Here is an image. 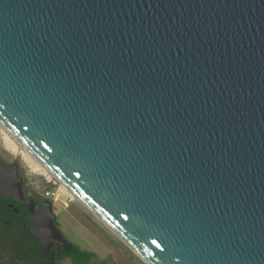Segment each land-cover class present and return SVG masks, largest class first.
<instances>
[{
    "label": "water",
    "instance_id": "1",
    "mask_svg": "<svg viewBox=\"0 0 264 264\" xmlns=\"http://www.w3.org/2000/svg\"><path fill=\"white\" fill-rule=\"evenodd\" d=\"M0 125L146 264H264V0H0Z\"/></svg>",
    "mask_w": 264,
    "mask_h": 264
},
{
    "label": "rangeland",
    "instance_id": "2",
    "mask_svg": "<svg viewBox=\"0 0 264 264\" xmlns=\"http://www.w3.org/2000/svg\"><path fill=\"white\" fill-rule=\"evenodd\" d=\"M6 133L7 131L0 125V148H8V144L5 143ZM17 148V154L13 156L19 161L24 155V149L20 145ZM4 153L9 158L13 157L7 151ZM21 163L22 175L33 191L42 195L46 192L55 195L60 189L59 199L54 205L60 231L79 250L96 257L92 260H66L62 262L63 264H100V262L101 264H128L121 253L127 251L137 256L74 195L64 190L56 178L48 176L40 168L28 167L22 160ZM20 255L29 257L32 264L46 260L45 254L37 246L34 237L27 234L22 225L6 227L0 223V260H15V257L18 258Z\"/></svg>",
    "mask_w": 264,
    "mask_h": 264
},
{
    "label": "flooded vegetation",
    "instance_id": "3",
    "mask_svg": "<svg viewBox=\"0 0 264 264\" xmlns=\"http://www.w3.org/2000/svg\"><path fill=\"white\" fill-rule=\"evenodd\" d=\"M8 148H0V164L7 165V166H14L15 169L17 170L18 177L22 180V193L25 198V200H30L34 202L35 206V212H37L43 202L46 200L50 201L53 206V210H55V206L53 202L49 199L46 198L44 195L39 194L36 191H33L30 186H28L25 182V178L22 175V163L21 160L22 158L18 161L15 156L17 153H13L11 150ZM4 151H7L11 156V158L7 157V154L4 153ZM23 161V160H22ZM30 216L31 214L29 213L27 206L24 204L11 199L7 198L5 196H0V223H2L6 227H12L15 224L22 225L23 230L27 233L30 234L31 236L34 237L35 242L37 246L40 248L41 252H43L46 256L45 261H39L34 264H63L62 262H65L66 260H73V256L75 253L74 250L76 247L68 241L63 233L60 231V223L58 222L56 226L58 230L61 232L62 236L64 239H66L69 243L73 245L72 250L67 252L64 249L60 248L58 245H53L50 249V253H45L42 249V247L37 243L36 236L29 231L30 228ZM57 216V215H56ZM30 258L28 257H22L21 255L18 256V258L15 257V260H10L7 261V259H2L0 260V264H32V261L29 260Z\"/></svg>",
    "mask_w": 264,
    "mask_h": 264
},
{
    "label": "bare ground",
    "instance_id": "4",
    "mask_svg": "<svg viewBox=\"0 0 264 264\" xmlns=\"http://www.w3.org/2000/svg\"><path fill=\"white\" fill-rule=\"evenodd\" d=\"M5 140L8 144V148L13 152V153H17V146L20 145L8 132L5 135ZM21 146V145H20ZM22 147V146H21ZM23 148V147H22ZM24 149V148H23ZM20 153V152H19ZM22 154V152H21ZM23 162L31 168L34 169H41L44 171L45 174H47L48 176L52 174L50 172H48V170H46V168H44V166L42 164H40L26 149H24V155L22 157ZM53 177V176H52ZM62 188L68 192H70L69 190H67V188L62 185ZM71 193V192H70ZM72 194V193H71ZM73 195V194H72Z\"/></svg>",
    "mask_w": 264,
    "mask_h": 264
},
{
    "label": "crops",
    "instance_id": "5",
    "mask_svg": "<svg viewBox=\"0 0 264 264\" xmlns=\"http://www.w3.org/2000/svg\"><path fill=\"white\" fill-rule=\"evenodd\" d=\"M121 255L126 259L128 264H146L138 256H133L132 254H129L127 251L121 253ZM93 258H96V257L94 256L90 260H92ZM100 264H101V262H100Z\"/></svg>",
    "mask_w": 264,
    "mask_h": 264
},
{
    "label": "trees",
    "instance_id": "6",
    "mask_svg": "<svg viewBox=\"0 0 264 264\" xmlns=\"http://www.w3.org/2000/svg\"><path fill=\"white\" fill-rule=\"evenodd\" d=\"M73 253H75L73 256V258H74L73 260H82V259L89 260L92 257H94L93 254L83 252V251L79 250L77 247Z\"/></svg>",
    "mask_w": 264,
    "mask_h": 264
},
{
    "label": "built area",
    "instance_id": "7",
    "mask_svg": "<svg viewBox=\"0 0 264 264\" xmlns=\"http://www.w3.org/2000/svg\"><path fill=\"white\" fill-rule=\"evenodd\" d=\"M60 183V182H59ZM61 184V183H60ZM60 191V189L58 190V192ZM58 192H57V194H51V193H49V192H46V193H44V196L46 197V198H49L52 202H53V204L54 205H56L55 203L58 201V199H59V194H58Z\"/></svg>",
    "mask_w": 264,
    "mask_h": 264
}]
</instances>
